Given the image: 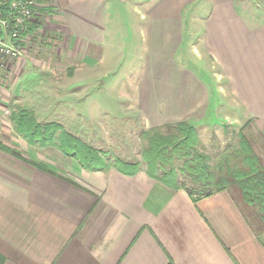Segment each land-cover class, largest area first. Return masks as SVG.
Masks as SVG:
<instances>
[{
	"label": "crops",
	"instance_id": "crops-1",
	"mask_svg": "<svg viewBox=\"0 0 264 264\" xmlns=\"http://www.w3.org/2000/svg\"><path fill=\"white\" fill-rule=\"evenodd\" d=\"M189 7L199 16L202 57L220 65L233 109L245 112L246 122L237 125L244 126L247 147L234 152L227 170L252 173L256 158L264 166V0H44L21 56L0 72V144L12 150L0 148V264H264V219L239 186L193 200L186 189L151 177L145 166L133 175L114 166L92 171L56 146L30 143L27 127L19 130L13 121L18 105H45L34 81L42 72L24 69L28 63H40L45 73L58 61L61 68L71 62L100 67L110 16L120 11L139 15L146 36L141 105H164L181 116L177 84L187 75L202 92L184 115L203 112L209 88L178 58ZM37 32L56 50L42 62L27 53ZM45 94L57 104L51 91ZM170 123L176 122L155 126Z\"/></svg>",
	"mask_w": 264,
	"mask_h": 264
},
{
	"label": "rangeland",
	"instance_id": "rangeland-1",
	"mask_svg": "<svg viewBox=\"0 0 264 264\" xmlns=\"http://www.w3.org/2000/svg\"><path fill=\"white\" fill-rule=\"evenodd\" d=\"M190 8L185 13V42L178 58L183 67H187L199 79L204 80L207 89L209 88L211 98L205 104L206 109L203 112L193 114V111H190V114L188 112L184 115L185 110L197 102L202 92L200 83L191 81L187 75L177 84L180 91L176 99L181 116H177L176 111L164 110V105H161L160 110L144 108L141 105L138 91L139 83L144 80L143 74L147 72L144 58L141 57L145 55L146 36L138 26L141 22L139 15L133 11H120L110 16L108 48L105 62L100 67L91 66L86 69L82 67L85 65L77 62L78 67H74L72 65L75 63L71 62L66 63L70 66L61 68L58 61L59 66L52 68V72L45 73L46 68L41 67L39 62L36 65L28 63L24 69L42 72L41 77L34 81L37 86L41 85L39 90L46 101L45 105H29L27 115L36 123L40 120L61 124L68 133L107 154L106 160L110 164L117 157L145 167V132H171L164 126H155V122H188L196 129L198 135L197 152L210 157L211 169L214 172H225L231 167V156L234 152L244 153L246 150L242 139L245 136L244 126L241 128L237 125V122H246L245 112L233 109L229 79L223 75L220 65L202 57V51L197 47L202 34L197 25L199 16ZM32 25H29L25 35L33 31L32 27L39 26ZM46 38H42L37 32L33 40L36 44L28 40L31 48L27 53L32 57L37 56L41 62L56 51L47 43ZM74 75L78 78L73 77ZM46 90L52 92L50 97H53L57 104L49 103V96L45 94L49 91ZM216 102H221V105H215ZM52 106L55 107L50 110ZM17 107L14 112L19 115L21 110L18 109L24 107ZM219 164L223 165V169L217 167ZM181 165L182 162L175 163L176 167Z\"/></svg>",
	"mask_w": 264,
	"mask_h": 264
},
{
	"label": "trees",
	"instance_id": "trees-1",
	"mask_svg": "<svg viewBox=\"0 0 264 264\" xmlns=\"http://www.w3.org/2000/svg\"><path fill=\"white\" fill-rule=\"evenodd\" d=\"M27 114V110H21L19 115L13 114V121L16 122L19 130L20 125L27 127L28 134H24L32 144L54 145L65 155L78 159L84 168L92 171H104L114 166L125 174L133 175L140 169L139 163L125 162L117 157L110 164L106 160L107 154L68 133L61 124H37ZM164 127L171 132L167 134L161 133L160 130L145 132L147 145L143 157L151 177L172 189H186L193 200L211 195L228 186L237 185L245 202L253 203L257 215L264 219V166L259 158L254 159L256 167L252 173H246L245 169H239L236 173H230V170H227V173H216L211 169L210 157L197 152L198 135L192 125L181 121ZM242 139L247 147L245 136ZM0 148L12 152L2 144ZM15 155L24 159L19 154ZM26 161L48 171V168L42 164ZM177 162H182V165L176 167Z\"/></svg>",
	"mask_w": 264,
	"mask_h": 264
},
{
	"label": "built area",
	"instance_id": "built-area-1",
	"mask_svg": "<svg viewBox=\"0 0 264 264\" xmlns=\"http://www.w3.org/2000/svg\"><path fill=\"white\" fill-rule=\"evenodd\" d=\"M44 0H0V72L21 56L25 32Z\"/></svg>",
	"mask_w": 264,
	"mask_h": 264
}]
</instances>
